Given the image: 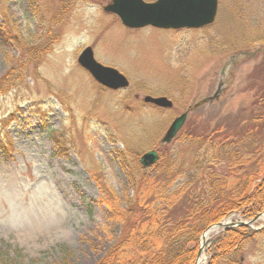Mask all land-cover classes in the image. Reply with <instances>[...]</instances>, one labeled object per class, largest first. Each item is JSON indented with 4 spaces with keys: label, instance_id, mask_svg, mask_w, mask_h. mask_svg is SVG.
<instances>
[{
    "label": "rangeland",
    "instance_id": "obj_1",
    "mask_svg": "<svg viewBox=\"0 0 264 264\" xmlns=\"http://www.w3.org/2000/svg\"><path fill=\"white\" fill-rule=\"evenodd\" d=\"M108 3L0 0V80L10 72L0 93V251L17 254L19 263L53 264L64 248L71 264H95L125 226L113 210L133 194L120 152L127 161L151 148L191 160V142L160 143L174 117L187 111V132L233 133L256 110L264 0H218L215 21L191 30L128 29L103 11ZM86 46L123 73L128 87L111 91L94 82L76 62ZM144 95L166 96L172 107L145 105ZM207 147L201 158L216 161ZM222 152L210 170L226 171L231 158ZM111 192L115 207L101 201ZM231 218L246 220L240 212ZM252 225L264 226L263 217ZM259 231L246 240L241 264H264V227Z\"/></svg>",
    "mask_w": 264,
    "mask_h": 264
},
{
    "label": "trees",
    "instance_id": "obj_2",
    "mask_svg": "<svg viewBox=\"0 0 264 264\" xmlns=\"http://www.w3.org/2000/svg\"><path fill=\"white\" fill-rule=\"evenodd\" d=\"M262 40L264 37L258 41ZM255 69L264 72V56ZM9 78L10 72L0 80V93ZM260 89L252 104L256 110L242 116L233 133L221 127L207 135L187 126L188 132L180 129L174 140L197 146L191 160L169 150L153 165L143 167L138 151L129 161L124 151H119L133 194L125 197L124 208L117 204L118 209L113 210L125 226L95 264H194L199 237L210 224L234 212H240L244 219L264 213V84ZM203 145L217 155L216 161L204 162ZM223 150L231 162L225 172L213 171ZM100 186L105 193L110 192ZM107 197L101 201L108 205L114 202L115 207L112 192ZM243 239L234 229L217 237L211 264H221L224 256L228 263L238 264L231 251ZM16 255L9 258L0 251V264H23L16 261ZM70 257L62 248L60 259L53 264H71Z\"/></svg>",
    "mask_w": 264,
    "mask_h": 264
},
{
    "label": "water",
    "instance_id": "obj_3",
    "mask_svg": "<svg viewBox=\"0 0 264 264\" xmlns=\"http://www.w3.org/2000/svg\"><path fill=\"white\" fill-rule=\"evenodd\" d=\"M217 0H110L103 7L107 13L118 16L121 23L131 29L152 26L159 29L201 28L211 24L217 13ZM78 63L84 67L100 84L119 89L128 86V80L116 69L98 63L91 47H85L77 58ZM142 100L160 107H171L172 102L164 97L145 95ZM186 113L175 118L166 131L163 141H169L180 129ZM156 160L155 151H149L141 156L143 165L152 164ZM251 221H254L251 220ZM242 225H247L241 222ZM217 225H222L218 222Z\"/></svg>",
    "mask_w": 264,
    "mask_h": 264
},
{
    "label": "flooded vegetation",
    "instance_id": "obj_4",
    "mask_svg": "<svg viewBox=\"0 0 264 264\" xmlns=\"http://www.w3.org/2000/svg\"><path fill=\"white\" fill-rule=\"evenodd\" d=\"M236 231H238L239 234L243 235L244 236V239L236 244V246L233 248V251H231V253L238 254L239 255V254L242 253V249L244 247L243 241H245L247 238H249L250 236L254 235L255 233L252 230L249 231V228L248 227H244V226L239 227L238 229H236ZM206 252H207V255H208V264H211V260L214 257L211 254L213 252V248H212L211 242H209L207 244ZM231 253H230V255H231ZM241 259H242V257L239 255V262H238V264H241L240 263L241 262ZM227 261H228L227 258L224 256L222 258L223 264H229Z\"/></svg>",
    "mask_w": 264,
    "mask_h": 264
},
{
    "label": "bare ground",
    "instance_id": "obj_5",
    "mask_svg": "<svg viewBox=\"0 0 264 264\" xmlns=\"http://www.w3.org/2000/svg\"><path fill=\"white\" fill-rule=\"evenodd\" d=\"M263 219H264V218H263ZM227 222L230 223L229 220H228ZM204 260H205V259H204V256L201 255L200 258L198 259L197 264H204Z\"/></svg>",
    "mask_w": 264,
    "mask_h": 264
}]
</instances>
